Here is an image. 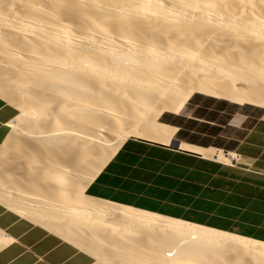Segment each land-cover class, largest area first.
<instances>
[{"label": "bare ground", "instance_id": "1", "mask_svg": "<svg viewBox=\"0 0 264 264\" xmlns=\"http://www.w3.org/2000/svg\"><path fill=\"white\" fill-rule=\"evenodd\" d=\"M192 94L264 106V0H0V98L19 112L0 204L98 264H264L263 242L85 193L126 139L168 143L157 118Z\"/></svg>", "mask_w": 264, "mask_h": 264}, {"label": "crops", "instance_id": "2", "mask_svg": "<svg viewBox=\"0 0 264 264\" xmlns=\"http://www.w3.org/2000/svg\"><path fill=\"white\" fill-rule=\"evenodd\" d=\"M253 107L191 96L178 112L158 118L173 129L168 143L126 139L85 193L167 217L183 213L187 222L264 243V113L258 109L264 106ZM15 115L0 98V147ZM180 145L239 159L228 165ZM0 237L6 240L0 264L93 263L82 249L1 204Z\"/></svg>", "mask_w": 264, "mask_h": 264}, {"label": "rangeland", "instance_id": "3", "mask_svg": "<svg viewBox=\"0 0 264 264\" xmlns=\"http://www.w3.org/2000/svg\"><path fill=\"white\" fill-rule=\"evenodd\" d=\"M193 95H201V94H192V95H190V97L191 96H193ZM202 96H204V95H202ZM189 97V98H190ZM204 97H207V96H204ZM188 98V99H189ZM209 98H212V97H209ZM187 99V100H188ZM215 99H217V98H215ZM221 100V99H220ZM185 104V103H184ZM238 105V104H237ZM242 105H244V107H249V108H257V107H253L254 105H252V104H242ZM250 105H252V106H250ZM243 107V106H242ZM258 107H262V106H258ZM181 109V108H180ZM258 109H260V112H262V113H264V108H258ZM161 115V114H160ZM160 115H159V117H160ZM17 116V117H16ZM19 117V112L16 110V115H15V117H14V119H13V121H15V120H17V118ZM158 117V118H159ZM158 118H157V121H158ZM11 125V124H10ZM12 126V125H11ZM14 135L15 133H14V131H13V129L12 128H10V133H9V136L8 137H10V135ZM133 137H136V136H133ZM136 138H143V139H148V140H152V141H155V140H153V139H150V138H148V137H144V136H137ZM8 140V138L6 139V141H5V143L0 147V150L1 149H4V148H6L5 150H8V149H10L9 147H11V145L13 144H11V142H8L7 141ZM8 144V145H7ZM11 144V145H10ZM10 145V146H9ZM7 146V147H6ZM212 156H213V159L214 160H216V161H218V162H221L220 160H218V158H217V155H213L212 154ZM224 163V162H223ZM226 164H230V163H226ZM231 165V164H230ZM97 200V199H96ZM98 201H101V200H98ZM112 204V203H111ZM164 216V215H163ZM184 214L183 213H180V215H177V216H175V217H173V218H177L178 217V219L180 218V220H183V221H186L187 222V220H185L184 219ZM169 217V216H168ZM66 241V240H65ZM68 242V241H67ZM95 259L93 258V263L92 264H98V261H94Z\"/></svg>", "mask_w": 264, "mask_h": 264}, {"label": "built area", "instance_id": "4", "mask_svg": "<svg viewBox=\"0 0 264 264\" xmlns=\"http://www.w3.org/2000/svg\"><path fill=\"white\" fill-rule=\"evenodd\" d=\"M234 158L232 157L231 159L233 160V161H235V164L238 162V159H239V156L238 155H236V154H234Z\"/></svg>", "mask_w": 264, "mask_h": 264}]
</instances>
